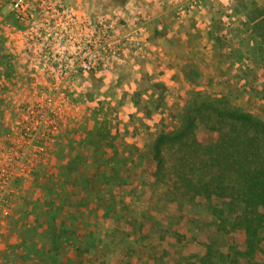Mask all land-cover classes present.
Returning a JSON list of instances; mask_svg holds the SVG:
<instances>
[{"label": "rangeland", "instance_id": "374dc122", "mask_svg": "<svg viewBox=\"0 0 264 264\" xmlns=\"http://www.w3.org/2000/svg\"><path fill=\"white\" fill-rule=\"evenodd\" d=\"M14 1L0 0V264H196L188 250L199 252L203 234L218 248L232 245L233 234L243 240L242 231H228L232 217L227 230L215 225L210 210L220 202L175 210L167 187L153 182V142L177 128L191 97L168 98L170 86L159 81L156 65L169 59L154 56L151 42L166 33L146 34V54L108 60L135 20L122 19L113 0H62L87 16L95 30L88 41L104 32L97 49L105 66L83 72L78 40L57 43L53 54L35 51L31 22L15 16ZM244 1L249 21L264 12V0ZM248 42L258 52L245 53L241 71L226 72H244L248 81L214 96L264 119V43ZM253 52L262 66L257 78ZM186 68L203 70V59ZM207 77L212 82L216 72ZM200 133L207 144L216 137Z\"/></svg>", "mask_w": 264, "mask_h": 264}, {"label": "trees", "instance_id": "16d2710c", "mask_svg": "<svg viewBox=\"0 0 264 264\" xmlns=\"http://www.w3.org/2000/svg\"><path fill=\"white\" fill-rule=\"evenodd\" d=\"M246 28L264 43V12ZM187 75L200 85L197 69ZM178 124L153 142L154 184L167 187L175 210L220 202L210 210L215 225L227 230L232 217L229 233L245 236L233 234L232 245L218 248L203 234L199 252L188 250L189 256L196 264H264V119L229 96L197 91L183 103ZM202 129L216 135L212 143L203 142Z\"/></svg>", "mask_w": 264, "mask_h": 264}, {"label": "crops", "instance_id": "0c3cea01", "mask_svg": "<svg viewBox=\"0 0 264 264\" xmlns=\"http://www.w3.org/2000/svg\"><path fill=\"white\" fill-rule=\"evenodd\" d=\"M104 1L108 2V0ZM113 1L120 6L117 11L123 12L120 14L122 19L135 20L136 12L139 10L147 15V35L149 32L153 34L156 30L166 33L164 36L160 32L163 37L159 40L154 39L151 43L155 44L156 55L154 56H162V53L165 52V58L169 59L168 62L163 61L156 65L159 66V71L162 73L159 76V81L166 82L165 84L170 86L165 91L168 98H187L197 88L198 91L215 95L226 90H236L234 87L239 85L235 82L239 81V84L242 85L248 81V79H242L245 76L244 72L239 75H234L233 72L226 73L231 67L239 68L241 71L247 62L245 53L248 51L258 52V49L254 50L248 42L250 40L257 43L259 38L246 28L249 14L245 8L242 10L240 7L246 1L196 0L198 4L196 3L197 5L188 10H186L187 3L182 0ZM126 7H130L129 14L125 13ZM180 15L181 17H179ZM177 52L180 54L178 55ZM227 52L228 56L225 54ZM257 52H253L255 56L250 61H254L252 64L256 72L253 74L256 78L259 76L258 68L262 67L257 62ZM197 57L203 59L205 67L203 70H198L201 75V87L195 85L196 83L194 84L188 77L187 73L191 70L186 68L187 64L196 60ZM209 71L210 73L216 72V77L212 82L207 77ZM242 90L238 88L237 92ZM120 258L124 259L125 257L120 256ZM118 264L123 263L119 262Z\"/></svg>", "mask_w": 264, "mask_h": 264}, {"label": "built area", "instance_id": "2783aa9c", "mask_svg": "<svg viewBox=\"0 0 264 264\" xmlns=\"http://www.w3.org/2000/svg\"><path fill=\"white\" fill-rule=\"evenodd\" d=\"M190 7H194L196 0H191ZM15 16L19 20L31 22V29L34 37L35 51L49 52L53 54L57 43L64 46L73 44L78 40V46L83 51L79 58L78 69L87 72L98 67L105 66L103 55L99 54L98 43H102L104 32L100 30L95 41H88L89 30H95L88 22L85 13L77 12L74 8L65 6L62 0H15ZM147 15L142 11L136 12V19L131 29V37L121 40L119 37L114 45L109 49V45L104 49L110 50V59L119 60L121 56L133 52V54H146L149 48L147 39ZM60 35V36H59ZM94 48V52H88V46Z\"/></svg>", "mask_w": 264, "mask_h": 264}]
</instances>
